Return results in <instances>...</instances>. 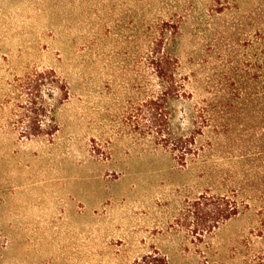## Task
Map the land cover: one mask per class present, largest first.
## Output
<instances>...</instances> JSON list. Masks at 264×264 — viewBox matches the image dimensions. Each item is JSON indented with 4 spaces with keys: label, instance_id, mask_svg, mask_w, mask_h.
Wrapping results in <instances>:
<instances>
[{
    "label": "rangeland",
    "instance_id": "rangeland-1",
    "mask_svg": "<svg viewBox=\"0 0 264 264\" xmlns=\"http://www.w3.org/2000/svg\"><path fill=\"white\" fill-rule=\"evenodd\" d=\"M218 1L228 7L212 11L224 8ZM250 5L0 0V264H130L153 247L169 264H248L264 248L254 187L264 185V157L207 127L199 156L181 164L143 106L158 89L150 46L157 31H173L165 46L193 94L172 105L173 124L189 130L191 105L214 97L218 79L245 58L249 28L232 24ZM43 69L66 85L46 90L59 130L22 137L18 83ZM201 192L228 194L241 212L199 235L191 204Z\"/></svg>",
    "mask_w": 264,
    "mask_h": 264
},
{
    "label": "trees",
    "instance_id": "trees-1",
    "mask_svg": "<svg viewBox=\"0 0 264 264\" xmlns=\"http://www.w3.org/2000/svg\"><path fill=\"white\" fill-rule=\"evenodd\" d=\"M224 4L221 3L224 8L212 7L211 10L223 11L226 6ZM236 18L232 25L237 29L243 25L249 28L242 44L246 48L245 58L238 59V65L232 67L228 75L218 79L214 97L191 105V128L187 131H181L173 124L172 105L180 99H193L188 88L189 77L180 75L176 53L165 46L164 41L171 35L173 37L174 32L168 33L167 29L157 31L153 45L150 46L149 64L156 77L158 89L143 106L147 107L156 140L171 150L181 164L194 161L199 156L203 147L197 145V136L203 134L207 127H212L219 139L221 136L231 137L235 142L246 139L250 148L247 157H264V0H251L246 13ZM51 85L61 92L66 91V85L53 69L36 70L19 80L18 89L22 97L19 103L22 109L19 121L22 123V137L52 138L59 130L54 115H50L53 108L46 98L51 94L46 91ZM166 105L171 107L168 109ZM48 119L50 123L46 125ZM210 145L215 147L217 144ZM235 146L233 148L237 150L240 148ZM261 180L264 183V175ZM254 187L264 199V185ZM191 209L197 220L199 235H205L216 229L221 222L238 215L241 205L228 194L211 195L201 192L191 204ZM130 264H169V258L166 253L153 247L135 257ZM248 264H264V248L252 251Z\"/></svg>",
    "mask_w": 264,
    "mask_h": 264
}]
</instances>
